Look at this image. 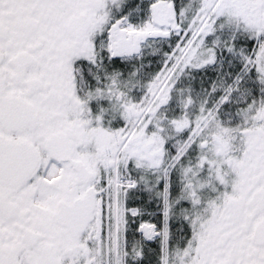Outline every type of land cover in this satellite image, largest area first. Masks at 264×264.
Wrapping results in <instances>:
<instances>
[{
    "label": "snow or ice",
    "instance_id": "obj_1",
    "mask_svg": "<svg viewBox=\"0 0 264 264\" xmlns=\"http://www.w3.org/2000/svg\"><path fill=\"white\" fill-rule=\"evenodd\" d=\"M0 264H264V0H0Z\"/></svg>",
    "mask_w": 264,
    "mask_h": 264
}]
</instances>
